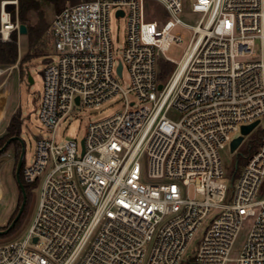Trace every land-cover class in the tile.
Here are the masks:
<instances>
[{
  "label": "built area",
  "instance_id": "2783aa9c",
  "mask_svg": "<svg viewBox=\"0 0 264 264\" xmlns=\"http://www.w3.org/2000/svg\"><path fill=\"white\" fill-rule=\"evenodd\" d=\"M148 1L162 8L151 11ZM16 4L0 3L3 41L18 33ZM181 11V0H67L54 13L42 133L21 166L24 183L38 187L36 211L21 238L0 244V264H264V0H192L195 26ZM112 15L126 22L119 53ZM176 27L191 31L178 62L164 56L182 42ZM161 61L173 66L163 81ZM117 99L122 109L89 121L80 142H58L74 109ZM255 121L231 152L243 161L228 170L221 152ZM246 220L245 242L230 259Z\"/></svg>",
  "mask_w": 264,
  "mask_h": 264
},
{
  "label": "rangeland",
  "instance_id": "374dc122",
  "mask_svg": "<svg viewBox=\"0 0 264 264\" xmlns=\"http://www.w3.org/2000/svg\"><path fill=\"white\" fill-rule=\"evenodd\" d=\"M3 0H0V3ZM35 1L38 4V11H28V24L29 25H37V23L45 24L46 28L42 35L43 47L40 49H44L43 53L37 55H31L29 57V52L19 57L18 54V44H17V36L18 33H15L16 36V47H17V58L13 64H2L0 63V70H5L12 65L17 64V67L14 68L7 80L6 86L4 88V92L6 93L7 99H9V107L6 118L4 119L0 132L5 130V126L7 124L8 117L16 111L20 114V139L22 140L24 147V162H28V160L32 157L35 148L36 138L42 133V126L39 122L37 116V109L39 105V97L42 94L43 90V79L41 70L45 65L46 58L52 55V51L49 46V40L46 33V30L49 27V24L54 15V8L52 3L49 0H30ZM16 6L12 8V18L17 20V16L19 13V4L20 0H16ZM191 3L192 0H181L182 11L179 14V18L186 24L195 26L197 21L200 18V14L193 13L191 11ZM148 8L152 10H160L162 7L152 1H148ZM65 3L63 4V6ZM156 10V11H157ZM41 13V14H40ZM149 16H152L149 13ZM163 15H161V18ZM153 19H158L157 17H153ZM19 23V22H18ZM20 24V23H19ZM110 26H111V38L113 41L114 49L119 53L122 49L125 32H126V22L124 18H115L114 15L110 16ZM174 33L181 35L182 42L179 44H171L167 51L164 52V56L178 62L190 40L191 31L188 29H184L182 27H176L173 30ZM19 46L21 49H25L27 47V37L26 35H19ZM3 41L0 39V44ZM42 44V42H41ZM258 45L259 42L256 41ZM22 64L21 68L20 65ZM27 75H29L32 79L31 83L27 82ZM7 76V72L5 71L0 75V80L2 81ZM123 81L127 82L126 71L123 74ZM122 109L121 100L117 99L115 101L109 100L103 104H101L98 108H83L77 107L70 114L69 118L66 120L64 124L57 130V139L58 142H64L66 140H77L78 142L85 135V128L89 121L92 120H100L106 117L113 115L114 113L120 111ZM172 115H176L175 112H171ZM262 125L264 126V117L261 119ZM256 132V131H255ZM253 132L252 134H254ZM5 133V132H4ZM240 132L233 133V137L239 136ZM257 134V133H256ZM2 136V134H1ZM252 135H250L251 137ZM256 139H258V135H256ZM255 139V138H254ZM222 160L225 164V167L228 170H232L235 167L236 161H239L240 158L238 155L232 154L227 146L224 151L221 152ZM19 159V158H18ZM18 160L16 159L12 147H9L6 152L0 155V227H4L7 225L10 218L15 214L18 205L20 206L22 197H20V190L15 180V169ZM141 168L144 174L148 171V162L146 159L141 161ZM188 192L192 193V188H188ZM21 199V201H20ZM38 199V187H35L29 195H26V203L23 209V216L21 220V225L17 228L15 232L11 235L3 238L0 237V244L7 242L9 240L15 238H21L27 229L29 228L37 206ZM19 209V208H18ZM18 212V211H17ZM17 214V213H16ZM251 221L246 220L238 236L235 240L233 249L230 253V259H236L241 251V248L245 242L247 233L250 229ZM201 229L195 234L194 238L190 241L187 246L186 254L190 255L196 246V243L200 239ZM232 264V263H227Z\"/></svg>",
  "mask_w": 264,
  "mask_h": 264
},
{
  "label": "trees",
  "instance_id": "16d2710c",
  "mask_svg": "<svg viewBox=\"0 0 264 264\" xmlns=\"http://www.w3.org/2000/svg\"><path fill=\"white\" fill-rule=\"evenodd\" d=\"M49 1L53 5L54 13H57L61 10V8L63 7V4L67 0H49ZM70 1L74 2L75 0H70ZM30 10L31 11H38L39 10L38 4L35 3V1L20 0L19 13H18L17 19H18V22L20 24H24L26 27V31H27L26 36H27V41H28V52L30 53L29 57L31 55H37V54L43 53L44 49L42 50L40 48L43 47V45H44L43 40H42V35H43L45 28H46L45 24H42L40 22L37 23V25H29L27 23L28 22L27 14H28V11H30ZM6 35H7V33L3 34L4 37H6ZM41 42H42V44H41ZM16 58H17L16 36H15V33L13 32V33H11L10 40L8 42H3L0 44V63H2V64H13L16 61ZM172 68H173L172 64H170L168 62L161 61L160 62L161 71L159 74V80L160 81L165 80L166 77L169 75V73L172 71ZM20 125H21L20 114L19 113L13 114L12 117L10 118V121H9L6 129H5V133L2 136H0V148L3 146V144L5 143V141L7 139H9L11 137H20ZM259 136H262V132L259 133ZM258 143H259V139L255 140L254 142H252L250 144V146H249L250 149L243 148L241 151L242 156L245 157V156H248L249 154H251L252 151L254 149H256V147L258 146ZM9 147H12L13 153H14L16 159L18 160V158L20 156L21 148H22V146L18 140H12L11 143L8 145V147L0 153V155L3 154L4 152H6V150ZM240 161H243V158H241ZM19 178H20L21 183L23 184L26 195H29L33 189V186L24 183V181L22 179V175H21V169L19 172ZM20 197H22L21 191H20ZM21 199H20V201H21ZM18 208H19V205L17 207L15 214L10 218L7 225H5L4 227H0V230H4L9 226L10 222L15 217V215L18 211ZM23 212L20 215L19 219L14 224V226L10 229V231L6 235L0 236V237L5 238L17 230V228L21 225Z\"/></svg>",
  "mask_w": 264,
  "mask_h": 264
},
{
  "label": "water",
  "instance_id": "95a60500",
  "mask_svg": "<svg viewBox=\"0 0 264 264\" xmlns=\"http://www.w3.org/2000/svg\"><path fill=\"white\" fill-rule=\"evenodd\" d=\"M119 14H121V13H119ZM26 32L27 31H26L25 25L24 24H19L18 25V34L19 35H26ZM120 69H121V66L119 65L118 66V72H120ZM27 82L28 83L32 82V79H31V77L29 75L27 77ZM158 88L160 89L161 85H159ZM76 102H78V99H76ZM257 124H258V121H255L254 123H252L250 125H247V126H243L241 128V136L237 137L236 139H234L231 142L230 152H234L235 151V149L241 143V141L243 139V136L248 135L254 129V127ZM12 140H18L20 142L21 146H22L21 152H20V156H19V159H18V162H17V165H16V169H15V180H16V183H17V185H18V187H19V189L21 191L22 201H21V204L19 206L17 214L15 215L13 220L10 222L9 226L6 229H4V230H0V236L6 235L10 231V229L14 226V224L16 223V221L19 219L20 215L22 214L24 206H25V203H26V193H25L23 184L21 183L20 178H19V172H20V169H21V166H22V162H23V157H24V147H23L22 140L19 137H11V138L7 139L5 141V143L3 144V146L0 148V153L2 151H4L8 147V145L11 143Z\"/></svg>",
  "mask_w": 264,
  "mask_h": 264
},
{
  "label": "crops",
  "instance_id": "0c3cea01",
  "mask_svg": "<svg viewBox=\"0 0 264 264\" xmlns=\"http://www.w3.org/2000/svg\"><path fill=\"white\" fill-rule=\"evenodd\" d=\"M27 37V36H26ZM19 34L17 36V44H18V54L19 57H21V55L23 56L24 54H26L28 52V41H27V47L23 50L20 48L19 46ZM22 64L20 65L21 68ZM11 73V72H10ZM10 75V74H9ZM8 76L5 77V79H3L2 81L0 80V127L4 121V119L6 118L7 112H8V107H9V99H7L6 93L4 92V88L6 86L7 80H8ZM28 77V75L26 76ZM17 113L16 111H14L7 119V124L5 126V129L10 121V118L12 117L13 114ZM5 132L1 131L0 132V136L1 134L3 135Z\"/></svg>",
  "mask_w": 264,
  "mask_h": 264
},
{
  "label": "bare ground",
  "instance_id": "6f19581e",
  "mask_svg": "<svg viewBox=\"0 0 264 264\" xmlns=\"http://www.w3.org/2000/svg\"><path fill=\"white\" fill-rule=\"evenodd\" d=\"M10 28V26L7 25V27H3V34H8V29ZM7 36V35H6Z\"/></svg>",
  "mask_w": 264,
  "mask_h": 264
}]
</instances>
